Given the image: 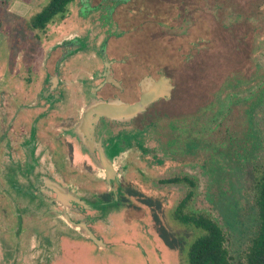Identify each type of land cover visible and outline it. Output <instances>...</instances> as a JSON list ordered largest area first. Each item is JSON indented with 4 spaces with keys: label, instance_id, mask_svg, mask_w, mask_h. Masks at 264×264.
<instances>
[{
    "label": "rangeland",
    "instance_id": "obj_1",
    "mask_svg": "<svg viewBox=\"0 0 264 264\" xmlns=\"http://www.w3.org/2000/svg\"><path fill=\"white\" fill-rule=\"evenodd\" d=\"M47 1L0 0V89L6 67L22 55L21 48L29 55L36 44L35 54H44L52 40L65 36L60 30L67 21L96 28L103 22L99 10L112 2L73 0L63 17L43 29L31 28L29 18ZM134 1V8H146L149 19L144 31L149 35H140L144 47H138L135 36V51H144L136 63L148 53L154 76L163 67L172 87L169 96L150 104L151 123L139 142L114 160L122 169L120 200L79 212L26 194L29 186L17 191L0 185V264H189L187 246L201 230L174 217L189 191L184 209L208 214L221 225L236 264L256 233L253 176L264 171V0ZM86 2L93 9L82 15ZM72 31L82 32L78 27ZM23 59L25 68L30 60ZM24 70L9 75L11 86H25ZM137 79L141 85L145 78ZM1 115L0 105V133ZM184 175L194 184L162 181ZM89 176L72 174L66 181L79 185L72 187L84 199L95 201L87 186L99 189L106 183L99 176L96 185L88 184ZM65 214L86 220L105 245L71 225ZM161 227L176 247L165 243Z\"/></svg>",
    "mask_w": 264,
    "mask_h": 264
},
{
    "label": "flooded vegetation",
    "instance_id": "obj_2",
    "mask_svg": "<svg viewBox=\"0 0 264 264\" xmlns=\"http://www.w3.org/2000/svg\"><path fill=\"white\" fill-rule=\"evenodd\" d=\"M128 1L131 6L127 5ZM135 4L134 0H112L104 6L105 11L99 10L98 18L103 22L97 23L96 28L92 24L85 26L78 21H67L60 30V35L65 36L52 40L44 54H35L39 48L33 44L29 55H24L21 48L22 55L10 61L12 64L6 67L9 72L3 76L0 89L1 186H12L17 191L29 186L30 191L25 188L26 194L50 203L58 202L63 208L79 212L84 208L97 210L120 200L121 186L117 176L122 169L115 168L114 160L125 149L129 150L132 143L139 142V135L151 123L150 104L153 101L122 121L101 114L92 121L91 129H78V122L86 106L95 101L137 100L141 93L137 77L140 80L167 76L163 67L158 69V77L154 76L148 53L142 62L136 63L135 59L140 58L138 53L144 54V51H135L134 44L141 41L138 47L145 46L144 37L149 35V30L144 31L149 19L144 12L146 8H134ZM144 4L148 6L149 2ZM67 6L51 20L63 17ZM90 8L93 9L86 2L81 14L85 15ZM76 27L82 32L72 31ZM25 57L30 61L23 68ZM22 69H25V86H11L9 79ZM62 83L65 86L60 88ZM97 168L100 173L96 172ZM72 174L90 175L88 184L94 185L100 176L106 186L99 189L87 186L86 190H92L96 200H85L72 187L79 185L69 179L66 181ZM56 175L61 180H57ZM54 182L59 183L60 192L51 187ZM44 189L54 195L45 196ZM92 218L88 216L87 221Z\"/></svg>",
    "mask_w": 264,
    "mask_h": 264
},
{
    "label": "trees",
    "instance_id": "obj_3",
    "mask_svg": "<svg viewBox=\"0 0 264 264\" xmlns=\"http://www.w3.org/2000/svg\"><path fill=\"white\" fill-rule=\"evenodd\" d=\"M71 0H48L40 10L28 20L31 28H43L57 13H63ZM185 180L191 185L194 181L187 175L162 179L165 182ZM254 203L257 210V230L249 245L243 252V258L237 264H264V171L253 176ZM130 193L133 190H129ZM189 191L174 209V217L181 223L199 228L201 231L190 240L186 255L189 264H236L226 245V236L221 225L203 212L186 211L185 204L191 195ZM149 201V200H148ZM160 235L165 243L176 247L177 242L171 238L168 229L160 228Z\"/></svg>",
    "mask_w": 264,
    "mask_h": 264
},
{
    "label": "water",
    "instance_id": "obj_4",
    "mask_svg": "<svg viewBox=\"0 0 264 264\" xmlns=\"http://www.w3.org/2000/svg\"><path fill=\"white\" fill-rule=\"evenodd\" d=\"M172 84L169 77L161 75L159 78H145L141 83V93L137 100L133 102H126L123 100L115 99L112 100H98L90 103L86 106V110L82 113L81 118L78 122V129L88 127L91 129L92 121L97 118L98 115L106 114L112 118L118 120L129 119L140 110H143L147 104L158 99L160 96L167 97L170 95V89ZM93 113L95 115L93 116ZM52 187L60 192L62 189L56 182L52 183ZM72 197V195H71ZM79 202H84L78 196H73ZM65 219L73 226L80 227L82 232L93 240L96 244L105 245V242L101 237H97L93 231L86 225V220H79L78 222L71 219L65 214Z\"/></svg>",
    "mask_w": 264,
    "mask_h": 264
}]
</instances>
